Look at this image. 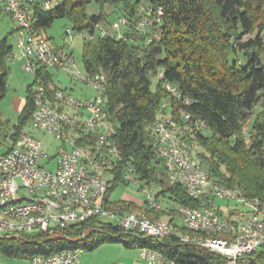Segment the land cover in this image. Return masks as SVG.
<instances>
[{"label":"trees","instance_id":"trees-1","mask_svg":"<svg viewBox=\"0 0 264 264\" xmlns=\"http://www.w3.org/2000/svg\"><path fill=\"white\" fill-rule=\"evenodd\" d=\"M100 13L87 15L91 0H63L43 9L30 4L32 26L45 37V31L55 19H68L74 32H94L96 25L111 26L103 5L109 2L118 9V17L127 20L121 28L122 38L105 36L85 41L82 63L86 74L106 76V125L112 135L113 146L123 161L111 172V188L102 197L106 209L123 208L144 212L159 219L170 207L158 211L137 207L129 202H112L110 192L117 185H128L122 178L124 162L136 169V179L145 186L155 185L153 196L159 203L161 196L178 207L206 206L213 199L203 195L189 197L184 188L171 182L163 161L154 152L153 123L158 107L166 96L163 82L177 87L193 103L184 109L206 123L203 132L190 136V154L201 161L202 167L217 185L239 189L245 197L259 198L264 203V0H96ZM142 12L138 13L139 10ZM158 21L141 31L137 25L145 11ZM161 11L158 15L157 12ZM9 14V13H8ZM151 31L159 39L148 41ZM12 47L7 37L0 41V101L7 92L10 74L8 66ZM48 85L46 67H38ZM153 80L156 81L154 86ZM32 91L15 126L13 145L34 111ZM175 112V111H174ZM172 113L176 117V113ZM246 126L245 136L242 127ZM87 139V140H86ZM92 136H84L76 145L92 143ZM11 148V147H10ZM10 150V149H9ZM195 152L196 155L193 154ZM171 222V220H170ZM180 235L207 237L178 228ZM223 237V235H212ZM122 242L127 247L153 249L176 264H219L223 259L206 248L180 241L178 237L155 239L138 233H126L117 225L92 217L81 222L56 228L53 233H22L0 236V253L7 257H48L61 251L81 249L91 251L106 242ZM248 261L264 264V246Z\"/></svg>","mask_w":264,"mask_h":264},{"label":"built area","instance_id":"built-area-1","mask_svg":"<svg viewBox=\"0 0 264 264\" xmlns=\"http://www.w3.org/2000/svg\"><path fill=\"white\" fill-rule=\"evenodd\" d=\"M60 2L0 0L3 10L17 24L14 56L23 59V69L35 77L31 86L34 96L31 126L60 141L51 156L40 140L21 132L10 150L0 156V236L30 233L34 229L51 234L56 228H66L70 224L98 217L112 221L126 233H138L159 240L173 236L182 242L197 244L220 256L223 262L219 264H251L248 259L264 246V203L259 198L245 197L239 189L217 185L204 170L201 161L191 156L190 136L194 132L205 131L206 123L184 109L193 101L171 83L163 82L161 73L158 80L162 82L166 96L158 104V117L153 123L154 152L163 161L168 179L180 184L189 197L198 199L209 195L213 198L206 206H179L176 209L185 230L207 237L180 235L169 222L120 207L106 209L101 203L112 186L104 177L105 173H111L123 161L119 150L113 146L112 135L106 125V76L102 73L81 74L74 66L70 46L68 52L51 48L45 37L32 26L30 4L37 3L43 9H50ZM142 11L141 8L138 13ZM150 13L145 11L146 16L137 25L139 30L145 32L155 19L158 21V18L150 17ZM157 14L160 15L161 11ZM127 25L123 16L108 28L96 25L94 32L81 31L76 35L84 41H95L105 36L122 38L121 28ZM65 36L70 43L74 39L69 28L65 29ZM157 39V31L147 35L149 42ZM41 66L65 71L72 79L88 86L92 95L76 98L62 89L49 93L42 78L36 75ZM242 128L245 136L247 127ZM84 136H92L94 140L84 146L76 145V141ZM52 164L53 168L50 167ZM135 171L130 162H124L122 178L129 184L136 183ZM143 190L145 207L160 210L161 206L154 197ZM215 199L232 205L229 216L218 213ZM218 234L223 237L212 236ZM82 252L76 249L48 257L34 256L28 264H78ZM140 257L146 264H176L148 248L140 250ZM252 263L259 264L254 259Z\"/></svg>","mask_w":264,"mask_h":264},{"label":"rangeland","instance_id":"rangeland-1","mask_svg":"<svg viewBox=\"0 0 264 264\" xmlns=\"http://www.w3.org/2000/svg\"><path fill=\"white\" fill-rule=\"evenodd\" d=\"M63 1V0H59ZM101 11L99 4L96 0H91V3L87 6L86 13L87 15H97ZM103 12L108 16L109 22L113 23L117 16L119 15L118 9L114 8L110 5L109 2H106L103 5ZM16 23L9 16L7 12H5L0 5V41L7 37V45L13 47V51H16ZM69 28L73 35V41L70 43L68 38L65 36V29ZM72 23L65 18H57L55 19L51 26L46 29L45 36L48 39V44L51 48L63 49L67 52L69 51V46L72 49V57L75 59L74 66L80 71L81 74H85V70L82 63V52L84 40L76 35V32L73 31ZM59 73V80L65 83V87L68 89L65 90L71 93L76 98H81L85 95H92V90L86 86L83 82L72 79V77L61 70ZM55 79V78H54ZM58 78L56 77L55 81ZM72 82V83H71ZM16 81L13 80L12 85H15ZM156 83L153 80L152 86ZM6 97H4L0 101V156L5 154L11 146H13V136L16 133L15 126L18 122V117L21 113V109H18V106L11 102L12 97L14 96L13 88L9 89L6 92ZM23 133L30 134L40 140L43 143L44 149H46L51 156H53L60 145V141H57L52 135H48V133L44 131H40L32 128L30 121L26 123V125L21 130ZM67 148L69 146L67 145ZM194 155L195 152H193ZM53 164L51 167L53 168ZM104 177L108 180H112L111 173H105ZM144 190H143V189ZM142 190L145 192H149L152 196L156 194L158 191V187L155 185L144 186L143 183L138 182L136 179V183H130L128 185H117L109 195V198L112 202H129L134 204L137 207H143V204L146 201V196L142 193ZM169 195L166 197L161 196L159 198V203L162 206H168L173 210L178 209V205L175 202H172L169 199ZM215 199V202L218 204H222L223 201ZM231 205V204H230ZM104 221L112 223V221L108 219H103ZM38 232L37 229H34L30 233L36 234ZM0 264H28V260L24 258H15V257H7L0 253Z\"/></svg>","mask_w":264,"mask_h":264},{"label":"crops","instance_id":"crops-1","mask_svg":"<svg viewBox=\"0 0 264 264\" xmlns=\"http://www.w3.org/2000/svg\"><path fill=\"white\" fill-rule=\"evenodd\" d=\"M9 16L11 17L10 14ZM16 30H14L13 32H15ZM15 53L16 51H13L12 47V51L8 57L10 74L7 80V92L9 89L13 88L14 96L12 97L11 102L17 105L18 109H23L25 98L28 95L29 89H31L35 77L32 73L27 72L23 69L24 60L15 57ZM46 71L49 77L47 83L51 89H62L68 91V89L64 86L65 83L59 80V73L57 72H62L60 69L48 67L46 68ZM40 77L42 78V80L44 79L43 76ZM56 77L58 78L57 81H55ZM13 80L16 81L15 85H12ZM90 96L91 95H85L82 97ZM159 205L162 207V209L167 210V208H169L168 206L164 207L161 204ZM216 207L218 213L221 216H229L231 214L230 207H232V205L226 203L225 201H223L222 204H218L217 202ZM143 208L145 210V203L143 204ZM167 213H169L168 210L166 211V214L161 216L159 219L171 223L177 228V230L179 227H182L178 214L172 216V214L170 215ZM140 250L141 249L138 247H127L122 242H106L105 244L100 245L94 250L83 251L82 253H80L78 264H146L140 257Z\"/></svg>","mask_w":264,"mask_h":264}]
</instances>
